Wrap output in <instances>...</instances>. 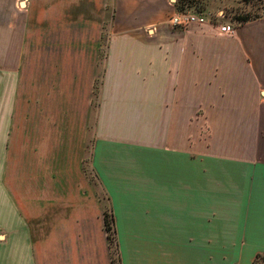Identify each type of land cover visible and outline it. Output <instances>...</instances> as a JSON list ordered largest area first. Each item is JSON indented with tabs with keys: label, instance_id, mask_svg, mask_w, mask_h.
Masks as SVG:
<instances>
[{
	"label": "crops",
	"instance_id": "obj_1",
	"mask_svg": "<svg viewBox=\"0 0 264 264\" xmlns=\"http://www.w3.org/2000/svg\"><path fill=\"white\" fill-rule=\"evenodd\" d=\"M179 4L0 0V264H264V9Z\"/></svg>",
	"mask_w": 264,
	"mask_h": 264
},
{
	"label": "built area",
	"instance_id": "obj_2",
	"mask_svg": "<svg viewBox=\"0 0 264 264\" xmlns=\"http://www.w3.org/2000/svg\"><path fill=\"white\" fill-rule=\"evenodd\" d=\"M224 17L225 15L222 11L211 13L182 3L178 5L176 11L169 17L168 23L183 30L189 29L193 25H208L218 34L233 32L234 27L232 25L220 21Z\"/></svg>",
	"mask_w": 264,
	"mask_h": 264
},
{
	"label": "rangeland",
	"instance_id": "obj_3",
	"mask_svg": "<svg viewBox=\"0 0 264 264\" xmlns=\"http://www.w3.org/2000/svg\"><path fill=\"white\" fill-rule=\"evenodd\" d=\"M180 3H184L189 7H194L198 10H206L205 0H183ZM210 9V8H209ZM264 9V0H238V3H230L228 5L219 6L217 9L209 10L216 13L222 11L225 15L221 22H228L233 27L242 24L248 20L258 17L261 11ZM207 11V10H206ZM245 19L241 20L240 18Z\"/></svg>",
	"mask_w": 264,
	"mask_h": 264
},
{
	"label": "trees",
	"instance_id": "obj_4",
	"mask_svg": "<svg viewBox=\"0 0 264 264\" xmlns=\"http://www.w3.org/2000/svg\"><path fill=\"white\" fill-rule=\"evenodd\" d=\"M183 1V0H179ZM182 4V3H180ZM241 20L245 19L244 17L240 18ZM104 227L107 232L108 243L112 253V264H119L118 262V255L116 251V241H115V234L113 228V218L111 213L107 211L104 212Z\"/></svg>",
	"mask_w": 264,
	"mask_h": 264
}]
</instances>
